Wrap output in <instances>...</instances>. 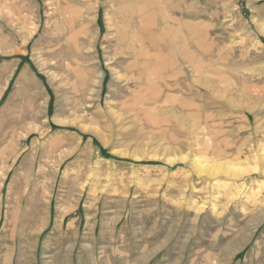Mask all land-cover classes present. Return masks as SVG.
Masks as SVG:
<instances>
[{
    "label": "rangeland",
    "instance_id": "1",
    "mask_svg": "<svg viewBox=\"0 0 264 264\" xmlns=\"http://www.w3.org/2000/svg\"><path fill=\"white\" fill-rule=\"evenodd\" d=\"M263 26L264 0H0V264H264Z\"/></svg>",
    "mask_w": 264,
    "mask_h": 264
},
{
    "label": "bare ground",
    "instance_id": "2",
    "mask_svg": "<svg viewBox=\"0 0 264 264\" xmlns=\"http://www.w3.org/2000/svg\"><path fill=\"white\" fill-rule=\"evenodd\" d=\"M128 12V11H127ZM127 26V25H126ZM264 27V26H263ZM264 29V28H263ZM129 34V33H128ZM138 39H140L139 37H138ZM138 39L133 35L132 37H131V42L133 43V42H135V43H137V41H138ZM127 42V41H126ZM126 46V45H125ZM124 48V47H123ZM140 50V49H139ZM129 52V54H130V56L131 57H133V59H135V61L140 57L139 56V54L140 53H138V51L136 50V49H134V48H131L130 49V51H128ZM124 53V52H123ZM127 54V53H126ZM123 55V54H122ZM121 55V56H122ZM117 56H119V55H117ZM115 57H116V55H115ZM119 59V58H118ZM146 59V58H145ZM115 60V59H114ZM131 62V61H130ZM122 63V62H121ZM139 63V62H138ZM129 64V63H128ZM121 65V64H120ZM120 68V67H119ZM137 68V67H136ZM137 71L138 70H136V74H137ZM180 71V70H179ZM124 72V71H123ZM131 72V71H130ZM141 73V72H140ZM122 75H123V73H122ZM122 75H120V76H122ZM126 75H127V73H126ZM130 75V74H129ZM124 76V75H123ZM133 76H135V75H133ZM126 78V77H125ZM124 78V79H125ZM128 79V78H127ZM127 81V80H126ZM129 82V81H128ZM138 82V81H137ZM127 86V85H126ZM132 88H130L129 90H131ZM125 106H127V105H125ZM124 110V109H123ZM120 116V115H119ZM124 116V115H123ZM115 117V116H114ZM115 119V118H114ZM117 120H119V119H117ZM183 157H185V156H183ZM219 164V163H218ZM218 164H214V165H212L211 166V168H207V169H209L210 171H208L210 174H213L214 172H216V171H221V172H228L229 174H232V175H236V174H238L239 172H241L240 171V169L243 167H239V166H237V165H232L231 164V166H225V165H218ZM225 164H227V163H225ZM235 164V163H234ZM196 166H198L197 164H196ZM244 167H246V166H244ZM205 168V169H206ZM252 168V167H251ZM198 169H202L201 167H197V170ZM245 169V168H244ZM246 169H249V168H246ZM245 169V170H246ZM254 169H256V168H254ZM253 169V170H254ZM264 169V168H263ZM243 170V169H242ZM256 170H258V169H256ZM201 172L203 171V169L202 170H200ZM248 171V170H247ZM204 172V171H203ZM206 172V171H205ZM263 172H264V170H263ZM217 173V172H216ZM215 174V173H214ZM240 174H242V173H240ZM211 176V175H210ZM238 176V175H237Z\"/></svg>",
    "mask_w": 264,
    "mask_h": 264
}]
</instances>
